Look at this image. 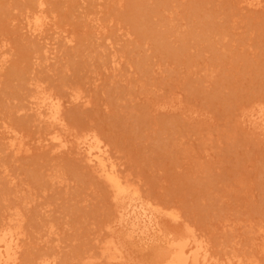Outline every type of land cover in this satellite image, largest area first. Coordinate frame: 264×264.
<instances>
[{"label": "rangeland", "instance_id": "374dc122", "mask_svg": "<svg viewBox=\"0 0 264 264\" xmlns=\"http://www.w3.org/2000/svg\"><path fill=\"white\" fill-rule=\"evenodd\" d=\"M242 2L0 0V229L21 227L20 264H107L116 204L77 150L87 137L144 201L182 218H161L150 243L121 231L127 264H162L166 237L188 230L219 262L264 264V135L248 124L264 111V6ZM37 94L62 104L69 149L42 143ZM13 135L27 154L13 156Z\"/></svg>", "mask_w": 264, "mask_h": 264}, {"label": "bare ground", "instance_id": "6f19581e", "mask_svg": "<svg viewBox=\"0 0 264 264\" xmlns=\"http://www.w3.org/2000/svg\"><path fill=\"white\" fill-rule=\"evenodd\" d=\"M242 3L245 5L246 9L255 10V11L264 6V0H243ZM39 5H40V8L44 6L43 3H41ZM43 10H39V12H42ZM42 14L44 15L43 12H42ZM35 15H36V13H35ZM43 15H39V16L36 15L37 17L34 20V22L27 20L28 22H26L27 23L26 26H28V28H29L28 30H30L29 32H31L32 34H36V35L44 32V27H46L45 26L46 23H45V19L42 17ZM30 19L32 20V18H30ZM242 22H243V20H242ZM26 30H27V28H26ZM31 33H29V34L32 35ZM5 63H6L5 59H3V58L0 59V76H1V72H3L2 71L3 67L6 66ZM115 64H114V66H115ZM48 66H49V64H48ZM114 72H115V70H114ZM37 95H39V94H37ZM31 106L32 107L30 108V111H32L36 115L38 120L41 123L48 124V126L50 128H52V131L49 135V138L44 139L42 143H47V145H45V146H49V148L51 146L52 147L51 148L52 153L58 154L61 151L69 149L71 142L69 140H65L64 139L65 137L62 138L61 135L58 134V130L63 127V119H62L63 106H62V104L60 102L56 101L55 99L51 98V97H45V96L39 95L38 97H35V100ZM248 124L255 131H258V133H261L264 135V111L262 110V111L255 113V114H252L249 117ZM5 132H7L9 134L8 131H5ZM18 137H17V135L16 136L13 135V136L8 138L9 139V143H8L9 146L8 147L11 150L13 156L14 155L19 156V154L22 155L24 153L27 154V152L29 151V149L25 148V144L23 143V141H20V139ZM21 140H23V139H21ZM77 148H78L77 150L81 154H83V156L85 158L84 161H86L92 168H94L95 171L97 172V174L99 175V177L102 178L104 180V182H106L108 184V187L110 188V190L112 192V196H113L114 202L116 204V209H115L116 213H114V215L116 214V221L114 222L113 225H111L109 227L110 235H109V237L107 236L108 240H106V242L101 247L102 258L106 261L107 264H123V263L127 264L128 262H130L126 247L124 245L125 243L123 244V242H122V239L124 240V238H122L123 234L121 237V234H120L121 231H125V232L129 233L134 239H137L141 242L150 243L156 237H158L159 235L162 234L161 230L159 228V221L161 218L167 217L172 222H174L176 224L180 223V220L182 219V218L180 219V216H178L177 214H175L174 212H171V211H169V212L160 211L158 208L154 207L153 204L151 205L150 203L144 201L142 199L143 197L141 198V195H139V193L135 189H133L129 184H127L128 182L126 183L122 179L123 176L120 177V175H119L120 173L117 172V169H116L117 167L115 166L116 164L115 165L113 164L111 157L109 155V152L107 150V147L105 145H103L100 141L96 140V138L87 137V138L79 141ZM30 150H32V149H30ZM8 176H9V173H8ZM9 183H11V182H9ZM138 189H140V188H138ZM12 215H14V214H12ZM8 217H10V216H8ZM23 217H24V215H23ZM12 218L13 217H11L10 219H12ZM12 220L9 221L10 223H8L5 228L0 229V264H20L21 254L23 252L24 243H25L24 242V240H25L24 239V233H23L20 226H16V224H12L13 223ZM19 222L21 223V221H19ZM182 222H183V220H182ZM233 225H234V223H233ZM231 227H232V225H231ZM253 231H255V230L253 229ZM50 232H51L50 235L51 234L57 235L54 231H50ZM195 235L193 234V232L188 230L187 232H185V233H183L177 237H171V238L166 237V242H165L166 246H165V250H164L165 253L163 254L162 264H244L245 260L242 261L239 257H234L236 262H234V259H228L227 262H223V263L219 262L218 261L219 259L217 260L215 258V256H213L211 254L210 248L207 245L209 242H207V244H206L204 242L205 240L202 241L200 237H199L200 239H198ZM58 237H59V235H58ZM49 238H51V237H49ZM255 240H258L259 242L263 241L264 240V233L263 234L260 233V235ZM55 241H57V240H55ZM27 244H28V242H27ZM257 244L254 243L255 246ZM258 247H259V244H258ZM260 248H261V250H259V251L260 252L263 251V249H264L263 246ZM255 249H257V248H255ZM259 251H258V253H259ZM255 255H253V256H255ZM93 258H94V256H93ZM93 258H91V259H93ZM255 258L256 257H254V259ZM249 261H250V263H249ZM258 262H259V260H258ZM258 262H257V260H248L249 264H257ZM248 263H245V264H248ZM259 263H261V262H259ZM40 264H57V263L56 262H50V261L46 260Z\"/></svg>", "mask_w": 264, "mask_h": 264}]
</instances>
